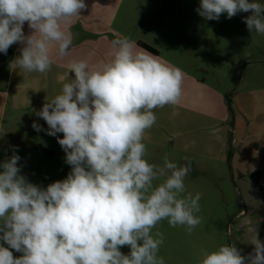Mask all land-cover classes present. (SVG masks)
<instances>
[{
	"label": "clouds",
	"instance_id": "9594fccd",
	"mask_svg": "<svg viewBox=\"0 0 264 264\" xmlns=\"http://www.w3.org/2000/svg\"><path fill=\"white\" fill-rule=\"evenodd\" d=\"M86 7L85 0H0V53L20 44L11 68L47 73L53 53L68 55L73 36L67 26ZM196 11L217 21L222 14L250 13L244 18L248 31L264 35V3L258 0H200ZM110 47L111 58L98 65L71 61L74 77L33 110L48 126L33 122L34 130L63 134L57 140L71 166L67 177L41 187L21 174L18 154L0 162V264H165L157 224L167 220L191 234L202 222L201 194L186 193L184 183L191 162L145 159L143 139L156 123L154 109L179 102L182 70L137 50L128 37L114 38ZM247 231L254 245L248 256L224 243L204 251L198 264H264L256 227L249 224Z\"/></svg>",
	"mask_w": 264,
	"mask_h": 264
},
{
	"label": "rangeland",
	"instance_id": "374dc122",
	"mask_svg": "<svg viewBox=\"0 0 264 264\" xmlns=\"http://www.w3.org/2000/svg\"><path fill=\"white\" fill-rule=\"evenodd\" d=\"M199 6L200 0H120L106 18L113 38L151 45L155 56L184 74L179 102L154 109L156 123L143 139L149 163H162L165 156L178 164L190 161L186 193L201 194L202 222L191 234L167 220L153 229L164 235L159 256L165 264H198L204 251L224 243L248 256L254 250L249 224L264 243V35L248 31L244 18L250 13L207 20ZM107 39L100 63L111 58L113 39ZM17 45L0 53V162L18 154L21 174L46 187L65 179L71 166L57 140L63 134L34 130L33 122L48 126L35 115L33 101L19 103L18 88L33 91L26 80L16 83L22 75L10 66ZM120 251L128 254L130 248Z\"/></svg>",
	"mask_w": 264,
	"mask_h": 264
},
{
	"label": "crops",
	"instance_id": "0c3cea01",
	"mask_svg": "<svg viewBox=\"0 0 264 264\" xmlns=\"http://www.w3.org/2000/svg\"><path fill=\"white\" fill-rule=\"evenodd\" d=\"M119 1L85 0L87 7L81 11V17L73 18L72 22L67 26V30L73 36L72 47L69 49L68 55L59 57L53 53L54 63L50 71L44 74H26L16 70L17 74L22 75L21 78L17 77L16 83H21V79L26 80L28 81V88L33 91V93H25L24 88H18L16 95L18 94L20 97V104L27 106L28 103L31 104L33 101L32 106L35 108L33 110L39 111L48 99L60 93L63 84L68 82L69 78L74 77V73L69 72L71 61L86 60L92 66L100 64L103 60V50L106 45L105 40H108L107 38L114 39L111 36L114 32L112 25H107L106 18H111V11L117 7ZM23 30L26 35L31 31L27 23H25ZM136 46L138 50L144 49L138 43H136ZM21 47L22 45H17L16 56L20 54L19 50ZM13 78L14 76L8 80L7 88L15 80Z\"/></svg>",
	"mask_w": 264,
	"mask_h": 264
},
{
	"label": "trees",
	"instance_id": "16d2710c",
	"mask_svg": "<svg viewBox=\"0 0 264 264\" xmlns=\"http://www.w3.org/2000/svg\"><path fill=\"white\" fill-rule=\"evenodd\" d=\"M137 43H138V45L140 47L146 49L147 51H149V52H151L153 54H156L157 53V51L152 46L148 45L147 43H145L143 41H140V40H138Z\"/></svg>",
	"mask_w": 264,
	"mask_h": 264
}]
</instances>
